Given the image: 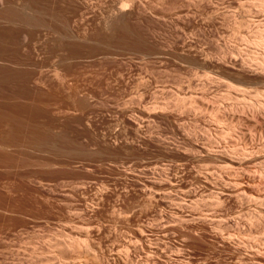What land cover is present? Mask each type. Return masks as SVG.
<instances>
[{
    "label": "rangeland",
    "instance_id": "obj_1",
    "mask_svg": "<svg viewBox=\"0 0 264 264\" xmlns=\"http://www.w3.org/2000/svg\"><path fill=\"white\" fill-rule=\"evenodd\" d=\"M262 2L1 8L0 264H264V161L206 153L264 154V71L241 67L264 45L238 25L264 26ZM230 178L241 195L210 197Z\"/></svg>",
    "mask_w": 264,
    "mask_h": 264
},
{
    "label": "bare ground",
    "instance_id": "obj_2",
    "mask_svg": "<svg viewBox=\"0 0 264 264\" xmlns=\"http://www.w3.org/2000/svg\"><path fill=\"white\" fill-rule=\"evenodd\" d=\"M32 1V0H31ZM259 1V0H258ZM262 1H264V0H262ZM261 2V1H260ZM240 5V4H239ZM4 6V7H3ZM8 7H14V9L16 8L18 11H17V13H19L20 15H18L17 13H14L13 11L11 12V14L13 13V15L15 16V14L17 15L16 16V18L18 19V16H19V18H20V16L22 15V14H24L26 17H30V15H31V4H30V0H0V10H1V8H4L5 10L7 9ZM260 7H261V5H260ZM262 7H263V9H264V3L262 2ZM238 8V7H237ZM10 10H11V8H9ZM245 9V8H244ZM8 10V9H7ZM12 10H13V8H12ZM122 10V9H121ZM120 10V11H121ZM262 10V9H261ZM2 11V10H1ZM119 10H118V12H120ZM123 11V10H122ZM246 11V10H245ZM6 12V11H5ZM8 12H9V10H8ZM15 12H16V10H15ZM22 14H21V13ZM249 12V11H248ZM32 13H35V12H32ZM3 14H4V12H3ZM3 14H1V15H3ZM43 14V13H42ZM244 14V13H243ZM0 15V16H1ZM7 15V14H6ZM5 15V16H6ZM10 15V14H9ZM5 16H3V19H4V17ZM12 16V15H11ZM10 16V17H11ZM41 16V15H40ZM247 15H245V17H246ZM250 16V15H249ZM255 16V15H254ZM253 16V17H254ZM2 17V16H1ZM7 17H8V15H7ZM1 19V18H0ZM7 19H9V17L7 18ZM13 19H15L14 17H13ZM12 19V20H13ZM16 19V20H17ZM32 20H33V18H31ZM16 20H13V21H15V22H17ZM224 20V19H223ZM240 20H242V21H240ZM239 20V24L238 25H242V26H245V27H248V28H250V33H252L251 35L249 34V36H251L250 38H249V36H248V38H249V41L251 42V44H253V45H259L260 44V46L262 45H264V44H261V43H263L262 41H264V26L263 25H261V24H263V23H260L259 25H258V23H257V25H255L254 27L255 28H251V26H250V23H249V21H247V20H244V18H242V19H240ZM257 20V19H256ZM261 20V19H260ZM7 21V20H6ZM11 21V20H10ZM13 21L12 22H10V23H13ZM8 22V21H7ZM233 22H235V20L233 21ZM9 23V22H8ZM18 23V22H17ZM235 23H237V22H235ZM234 23V24H235ZM237 26V25H236ZM239 27V26H238ZM245 30V29H244ZM24 36H26V35H24ZM239 36V35H238ZM247 36H245V37H247ZM27 37H25V38H23V39H26ZM247 38V39H248ZM248 41V40H247ZM248 41V42H249ZM257 45V46H258ZM250 46V45H249ZM259 46V47H260ZM261 46V47H262ZM258 47V48H259ZM264 47V46H263ZM256 48V47H255ZM264 49V48H263ZM231 50V49H230ZM234 50V49H233ZM236 50V49H235ZM244 50V49H243ZM246 50V49H245ZM253 51V50H252ZM252 51L250 50L249 51V49H247V51H245L244 53H245V55H246V53H247V58H245V60L243 61L244 62V65L243 66H241L242 67V70H243V72L245 71V73H247V72H251V73H253V74H255L254 72H255V70L257 71V69L260 71H264V58H262L261 56H257V55H254L253 53H252ZM230 52V51H229ZM232 52V51H231ZM256 53V52H255ZM233 54V53H232ZM259 55H260V53H259ZM232 57V56H231ZM260 57V58H259ZM242 62V61H241ZM239 65V64H238ZM240 65H242V64H240ZM254 68H256L255 70H254ZM240 71H241V69H240ZM250 73V74H251ZM262 73V72H261ZM264 73V72H263ZM256 74H257V72H256ZM259 76L261 75V74H258ZM264 75V74H263ZM262 75V78L264 77ZM208 76V75H207ZM207 76L205 77L206 78V81L209 83V81H212L211 79L212 78H210V77H208L207 78ZM217 76V75H216ZM223 76V75H222ZM227 76V75H226ZM258 76V77H259ZM241 76H239V78H240ZM242 78V77H241ZM264 79V78H263ZM263 79H261L260 80V78H259V80L258 81H256V79H255V81L257 82V86L258 85H264V81H263ZM215 80V79H214ZM225 80V79H224ZM239 80H241V79H239ZM205 81V80H204ZM226 81V80H225ZM234 81V80H233ZM232 82V81H231ZM255 82V83H256ZM228 83H230V82H228ZM250 83V82H249ZM212 84V83H211ZM234 85V84H233ZM233 85H232V88H233ZM239 85V84H238ZM242 85V84H241ZM203 86H204V84H203ZM206 86V85H205ZM227 86H229V85H227ZM237 86V85H236ZM246 86V85H245ZM241 87V86H240ZM239 87V88H240ZM243 87V86H242ZM262 87H264V86H262ZM203 88V87H202ZM231 88V89H232ZM235 88H238V87H235ZM228 89H229V87H228ZM234 89V88H233ZM242 89H244V87L242 88ZM237 90H239V89H237ZM237 90L235 89V91H234V96H232V97H234L235 99L234 100H237V102L240 100V103H241V100L244 102V101H246L244 98L247 96V94L245 93V94H242L243 92L241 91V90H239V91H241L242 93H240V92H237ZM231 91V90H230ZM245 92V91H244ZM251 92H253V91H251ZM254 92H257V91H254ZM260 92V91H259ZM262 92V91H261ZM248 93V92H247ZM264 93V92H263ZM263 93H260V94H263ZM204 94V93H203ZM227 94V93H226ZM229 94V93H228ZM231 94H232V92H231ZM249 94V93H248ZM256 94H258L259 95V93L257 92V93H255V95ZM230 95V94H229ZM233 95V94H232ZM253 94H251V96H252ZM255 95H253V97L255 96ZM264 95V94H263ZM174 96V95H173ZM225 96H227V95H225ZM250 96V97H251ZM257 96V95H256ZM255 96V97H256ZM260 96V95H259ZM259 96H257L258 98H259ZM229 97V96H228ZM254 97V100L255 101H259L260 102V100H256V98ZM183 98V97H182ZM260 98H262V96L260 97ZM200 99V98H199ZM227 99H229V98H227ZM233 99V98H232ZM231 99V100H232ZM252 99V98H251ZM263 99H264V96H263ZM230 100V99H229ZM230 102V101H229ZM233 102V101H232ZM263 102V101H262ZM261 102V104H263L264 105V102L262 103ZM177 103H178V101H177ZM201 103V102H200ZM245 103V102H244ZM249 103V102H248ZM253 103H254V101H253ZM176 104V103H175ZM193 104V103H192ZM197 104V103H196ZM205 104V103H204ZM247 104V103H246ZM250 104V103H249ZM255 104V103H254ZM208 105V104H207ZM228 105V104H227ZM243 105V104H242ZM251 105H252V103H251ZM261 106V105H259L258 104V110H259V108L261 109V108H263L264 106ZM194 106V105H193ZM192 106V107H193ZM196 106V105H195ZM232 106H236L235 104L234 105H232ZM238 106V105H237ZM241 106V105H240ZM245 106V105H244ZM247 107H248V105H246ZM253 106V105H252ZM252 106H250L249 105V107L251 108ZM255 106V105H254ZM253 106V107H254ZM183 107V106H182ZM190 107V106H189ZM248 107V109L247 110H249V111H251L250 110V108ZM251 108V109H253L252 111H254V109H256V108ZM205 108V107H204ZM213 108V107H212ZM211 108V109H212ZM219 108V107H218ZM228 108V107H227ZM235 108V110L236 109H239L240 107H234ZM233 108V109H234ZM243 108V107H242ZM240 109V111L243 113V111L242 110H244V109ZM191 109V108H190ZM211 109H210V111H211ZM264 109V108H263ZM183 110H185V109H183ZM201 110V109H200ZM205 110V109H204ZM209 110V109H208ZM222 110V109H221ZM220 110V111H221ZM224 110V109H223ZM230 110H231V108H230ZM245 110H246V108H245ZM209 111V112H210ZM218 111V110H217ZM216 111V112H217ZM260 111V114H261V110H259ZM226 112V111H225ZM228 112V111H227ZM238 111L236 110V113H237ZM245 112V111H244ZM247 112V111H246ZM257 112V111H256ZM218 113V112H217ZM217 113H216V115H217ZM234 113V112H233ZM249 113V112H248ZM253 113V112H252ZM264 113V110H262V114ZM215 114V113H214ZM220 114V113H219ZM235 114V113H234ZM233 114V115H234ZM238 114V113H237ZM254 114H255V112L253 113V116H254ZM258 114H259V112H258ZM222 115V114H221ZM225 115V114H224ZM249 115V114H248ZM257 115V114H256ZM250 116H252V114L250 113ZM259 116V115H258ZM258 116H254V117H256V118H259ZM260 116H262V115H260ZM217 117V116H216ZM222 117V116H221ZM228 118V117H227ZM243 118V117H242ZM260 118H262L263 120H261L262 122H264V118L263 117H260ZM226 119V118H225ZM250 119V118H249ZM219 120V119H218ZM233 120V119H232ZM231 120V121H232ZM247 120H248V118H247ZM251 120V119H250ZM258 120V119H257ZM222 121H223V119H222ZM227 121V120H226ZM235 121V120H234ZM253 121H254V119H253ZM261 121H259V122H261ZM219 122V121H218ZM225 122V121H224ZM241 122H242V120H241ZM255 122V121H254ZM240 123V122H239ZM233 124V123H232ZM254 124V123H253ZM256 124V123H255ZM254 124V125H255ZM229 125V124H228ZM227 125V126H228ZM251 126H253V125H251ZM256 126V125H255ZM260 126H261V124H260ZM259 126V127H260ZM231 127V126H230ZM240 127V126H239ZM235 128V127H234ZM233 128V129H234ZM237 128V127H236ZM230 130H232V129H230ZM229 130V131H230ZM250 130H253V129H250ZM256 130V129H255ZM237 133H239V132H237ZM236 133V134H237ZM243 135H245L244 133L242 134V136ZM241 136V135H240ZM255 136V135H254ZM242 138V137H241ZM235 140V139H234ZM241 140V139H240ZM237 141V140H236ZM251 141V140H250ZM260 144H262V143H260ZM209 145V144H208ZM260 146H262V147H264V144H262V145H260ZM204 148H206V147H204ZM209 148V147H208ZM212 148V147H211ZM258 149H261L260 147H258ZM264 149V148H263ZM198 150V149H197ZM208 150V149H207ZM206 150V151H207ZM213 150V149H212ZM210 151V148H209V151H207L206 153H207V155H208V158H213V160H214V162H217V164L219 163L220 165H222L225 169L227 168V169H236V170H238L237 168H239V169H241L242 170V166H243V164L244 163H250L251 164V166H253V167H255V165H258V164H260V165H262L261 163H262V161H264V154H262V153H259V152H261V151H257V152H254L253 154H249V152H248V154H247V151L246 150H244L242 153H240V155L242 156H240V158H237V157H234L232 154L234 153H231V154H229L228 152H227V150H223V151H221V150H219V153H217V151H215L214 152V150L213 151ZM239 150V149H238ZM236 151V150H235ZM236 153V152H235ZM238 154V153H237ZM206 155V156H207ZM246 156H248V157H246ZM217 167V166H216ZM262 167V166H261ZM220 168V171H221V169H222V167H219ZM222 169V170H225V169ZM248 168H250V166L248 167ZM252 168V167H251ZM258 168V167H257ZM226 169V170H227ZM244 169V168H243ZM256 170V169H255ZM259 172L261 173V174H263V177H264V168H259ZM254 171V170H253ZM232 172V171H231ZM205 174H207V176H212V174H213V172H210V171H207V173H205ZM260 174V175H261ZM214 175V174H213ZM219 176V175H218ZM222 176V175H221ZM204 177V176H203ZM262 177V178H263ZM212 178H213V176H212ZM220 178V177H219ZM224 180V179H223ZM208 181V180H207ZM238 180H231V178L229 179V181H227L226 183H224V186H222L223 187V190H220L219 192H216V191H214L213 192V190L209 193L210 194V197H212L213 199L215 198L216 199V201H219L223 196H239V195H241V193L242 192H240L241 190H236V191H233V189H236V188H239V183L237 182ZM209 182V181H208ZM207 183V182H206ZM213 186V185H212ZM218 186V185H217ZM206 188V187H205ZM213 188H214V186H213ZM215 188H217L218 189V187H215ZM220 189V188H219ZM207 190H208V188H207ZM171 191V190H170ZM187 191V190H186ZM232 191V192H231ZM181 192V191H180ZM215 192H216V194H215ZM169 193V192H168ZM218 194V195H217ZM195 196V195H194ZM198 197V196H197ZM199 198V197H198ZM197 198V199H198ZM197 199H195V200H197ZM202 199V198H201ZM214 199V200H215ZM184 200V199H183ZM199 201V200H198ZM192 202V201H191ZM195 202V201H194ZM195 204V203H194ZM260 238V237H259Z\"/></svg>",
    "mask_w": 264,
    "mask_h": 264
}]
</instances>
